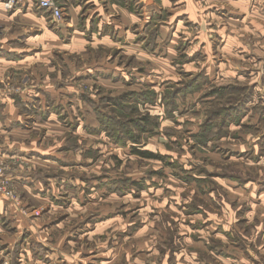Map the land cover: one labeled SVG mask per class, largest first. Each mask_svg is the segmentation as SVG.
<instances>
[{"label": "rangeland", "instance_id": "rangeland-1", "mask_svg": "<svg viewBox=\"0 0 264 264\" xmlns=\"http://www.w3.org/2000/svg\"><path fill=\"white\" fill-rule=\"evenodd\" d=\"M57 1L59 22L35 7L0 6L15 13L0 19V55L11 60L0 64V101L10 98L26 117L14 137L25 159L0 158L18 197L0 194L16 213L0 217V264H264L259 95L245 105L255 109L247 117L234 109L248 89H264V0H131L136 48L122 43L134 24H117L119 13L98 8L103 24L118 26L116 39L87 0ZM73 4L80 8L71 23ZM142 89L158 98L138 106L133 93ZM25 90L32 107L21 104ZM212 90L217 96L205 95ZM84 95L128 132H141L144 114L157 119L139 136L160 158L94 132L100 124ZM32 150L38 159L26 155ZM17 165L30 174L29 188L8 173ZM122 177L131 189L104 184ZM37 239L43 248L19 257L21 242L29 249Z\"/></svg>", "mask_w": 264, "mask_h": 264}, {"label": "crops", "instance_id": "crops-1", "mask_svg": "<svg viewBox=\"0 0 264 264\" xmlns=\"http://www.w3.org/2000/svg\"><path fill=\"white\" fill-rule=\"evenodd\" d=\"M62 1H64V0H62ZM102 1L104 2V4L101 7L100 5L97 4L96 0H87V2L91 3V5L93 6V9H94L93 12L97 13L100 16V20L98 23L100 25L99 28H102V30H103L106 27L105 25H107L108 28L112 27L114 29L115 38L116 39L119 38L118 37L119 32L116 33L118 26L115 25L114 22L110 23L111 21H108L106 24H103V23H105V17H104L105 13L109 14L111 11L119 13L120 14V20L119 21L115 20V22L117 24H122V23L125 25L127 23L134 24V26H132L133 29L131 32L126 30L125 35H126V37L128 36V40L127 41L123 40L122 43L123 44H126V43L130 44L129 46H132L134 48H136L137 45L140 46L141 45V42L139 40L140 30L139 29L137 30V25H135L138 18L136 16L137 14L134 12V8H133L134 4L133 5L131 4V0L130 1L121 0V2H118V0H102ZM138 2H140V1H138ZM62 3H61V1H59V4L64 9V5H62ZM168 3H170L169 0H166V1L160 0V2L157 1L156 4L157 5L161 4V5H163V7H165L164 5H168ZM0 6H1V3H0ZM99 7H100L101 11H104L105 13H102L98 9ZM25 8H26V11H28V10H31L33 8V6L31 4L25 5L23 7H18L17 9L15 8L14 11L22 13V10H25ZM79 8H80V6L73 4V7H72V13L73 14L71 17V23L73 22L74 10H76L75 13H77ZM4 14H6V15H4ZM4 14H0V19L5 18L8 20L11 17H13V15L15 13H12V14L4 13ZM138 16H140V15H138ZM127 20H129V21H127ZM2 24L0 25V27L2 26ZM102 24H103V26H101ZM113 26H115V27H113ZM124 29H125V27H124ZM136 30H137V32H136ZM105 36H108V35H105ZM124 38H125V36H124ZM122 47H125V46H122ZM5 50H6V53L10 52L8 49H5ZM135 51H136V49L134 50V53H135ZM5 55L6 54L0 55V64L11 62V60H8L9 58H7V56H5ZM255 90L256 89H248L249 93H248V91L246 92V93H248V95L245 94L246 96H244L238 102V106H236L234 108L235 111L239 110V112L241 110H244L243 115L239 116L241 119L243 117H247L248 114H252V112L255 110L252 107H250V109H249L248 107L245 106L248 102H250V99L252 98V93H256L259 95L260 102L262 103L261 109L263 111V116H264V89H258V90H260L261 93H259V91H255ZM26 92L28 93V95H26V94L21 95V97H22L21 104L24 107H32L33 105L29 104L30 103L29 97H32L31 92L25 90L24 93H26ZM215 96H217V93L215 94ZM1 99H3V100L0 101V158L2 157V158H5L6 160L9 159L10 160V161L8 160L9 162H13L14 158L18 157L19 159H21L23 161L25 159V149L22 148V146H21L22 145L21 143H23V142L16 140L14 137H15V135H18L19 137L23 136L22 134L24 132L22 134L17 133L18 132L17 129L25 131V129H22L23 127L21 126V124L23 122L22 119L25 120L26 117H25L23 112H20V113L17 112L16 115L14 114L13 109L15 110V107H14L15 104H14V101H9L10 98L6 97V98H1ZM36 107L38 108V106H36ZM248 109H249V111H248ZM258 112H260V111H258ZM262 118H261V122L264 120V117H262ZM241 119L237 125H240ZM248 124L250 125V123H248ZM252 124H254V123H252ZM262 137H264V133H263ZM26 152H28V153H26V155L30 154L29 158H32V159H38L39 158L38 156H36L35 153H33L34 150H32L31 153H29V151H26ZM8 173L12 176L11 177L12 180L13 181L16 180V183L21 184L24 189H25V186L27 188H29V186L33 182L31 177H30V174L25 173V167H21V166L17 165V167H13L12 170ZM7 202H8L7 200H5L3 197L0 196V217L7 216V218H10L12 220L14 217H16V213L14 212L12 206ZM35 236H37V235H36L35 231H33V230L30 231L29 234L27 235L28 238H32V239L35 238ZM7 244L10 245V242H8ZM43 244H44V242H40L37 239V241L34 240V241L30 242V247L28 246L29 249L28 248L25 249V246H27V245L25 244L24 241H22L21 245H20L21 251H19L20 253H18L19 257L25 256V255L28 256L30 251H33V249L36 250L33 247H37L39 249L40 248L42 249L44 246ZM25 250L27 251L26 253H25ZM18 254H17V257H18Z\"/></svg>", "mask_w": 264, "mask_h": 264}, {"label": "trees", "instance_id": "trees-1", "mask_svg": "<svg viewBox=\"0 0 264 264\" xmlns=\"http://www.w3.org/2000/svg\"><path fill=\"white\" fill-rule=\"evenodd\" d=\"M216 90H212L208 92V95L205 94L206 96H211V94H213L212 96H214L216 93ZM218 92V91H217ZM168 94H170L171 96L169 97L167 95V93L165 95H163V97L168 98L169 101L175 102V97H176V93H172V92H168ZM210 94V95H209ZM218 94V93H217ZM84 97L91 103L93 104V108L94 111L96 112V116L97 119L99 121L100 124V128L94 129V132H101L103 131L110 139L113 143L115 144H122L125 145V143L127 144L128 142H130V152L131 154H135L139 157L142 158H147V159H158L160 158L159 155L154 154L153 152L149 151V150H145L144 148L141 147L140 145V136L139 134L142 132H152V128H150L149 126H158L159 122L156 119V122H154V118L151 117V115L149 113L144 114L142 116V120H140L139 122H141V125H136V128L138 130H140V133H134V132H128L126 128H124L123 124H115L114 121H110L109 118H107L104 115V111H101V103L99 102L98 104L95 103V101H92L88 98L87 95H84ZM133 98L135 103L138 106H145V104L147 103H151L154 101L155 98H158V93L156 91H154L153 89H151L150 91H147L144 89L142 90H135L133 93ZM162 99V98H161ZM118 104V103H117ZM228 114V112L226 113ZM157 118V117H156ZM199 137H203V138H207L209 137L208 134H200ZM204 142V141H203ZM142 181H135L133 180L132 183H130L131 186H137L138 188H144L145 185H143L141 183ZM118 183L123 184L124 188L127 189H131L130 187H128L129 184H127L126 180L122 177L119 179H113V180H108L106 182H104V184H108V190L110 192H122V187L118 186Z\"/></svg>", "mask_w": 264, "mask_h": 264}, {"label": "built area", "instance_id": "built-area-1", "mask_svg": "<svg viewBox=\"0 0 264 264\" xmlns=\"http://www.w3.org/2000/svg\"><path fill=\"white\" fill-rule=\"evenodd\" d=\"M0 3L7 11L31 4L33 7L47 12L55 22L61 21L64 17L63 8L57 0H0ZM6 169V165L0 160V194L12 202H18V197L12 189V182L5 175Z\"/></svg>", "mask_w": 264, "mask_h": 264}]
</instances>
